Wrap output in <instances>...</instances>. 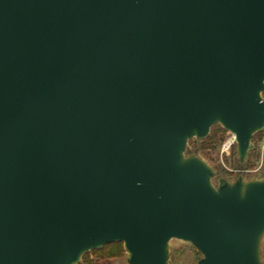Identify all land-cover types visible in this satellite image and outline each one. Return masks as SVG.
I'll list each match as a JSON object with an SVG mask.
<instances>
[{
  "label": "water",
  "instance_id": "obj_1",
  "mask_svg": "<svg viewBox=\"0 0 264 264\" xmlns=\"http://www.w3.org/2000/svg\"><path fill=\"white\" fill-rule=\"evenodd\" d=\"M264 129V0H0V264H264V178L188 152Z\"/></svg>",
  "mask_w": 264,
  "mask_h": 264
},
{
  "label": "rangeland",
  "instance_id": "obj_2",
  "mask_svg": "<svg viewBox=\"0 0 264 264\" xmlns=\"http://www.w3.org/2000/svg\"><path fill=\"white\" fill-rule=\"evenodd\" d=\"M216 134L217 140L209 145V140L192 139L189 142L188 150L196 152L203 157L217 171L219 176L226 177L232 181L243 176L245 179L264 178V134L255 138L253 152L248 154L247 164L240 166L237 162V142L234 135L225 130L221 125H214L209 136ZM171 247V264H196L202 257L189 243L173 239ZM264 255V239H263ZM127 254L121 258L101 261L102 264H127Z\"/></svg>",
  "mask_w": 264,
  "mask_h": 264
},
{
  "label": "trees",
  "instance_id": "obj_3",
  "mask_svg": "<svg viewBox=\"0 0 264 264\" xmlns=\"http://www.w3.org/2000/svg\"><path fill=\"white\" fill-rule=\"evenodd\" d=\"M220 126L219 124H216ZM261 134H264V129L254 135V138H257ZM206 140H209V145L211 143L215 142L217 140L216 134L213 136H209L206 138ZM189 153H196L192 150H188ZM253 150L249 152V155H251ZM197 154V153H196ZM248 161V160H247ZM238 164L240 166H244L247 164H241L239 160H237ZM125 255V249L122 242H113L110 244L105 245L104 247L100 249H94L88 253H86L80 264H102L101 261L103 260H109V259H115V258H121Z\"/></svg>",
  "mask_w": 264,
  "mask_h": 264
}]
</instances>
